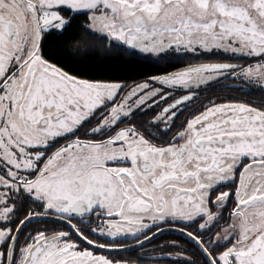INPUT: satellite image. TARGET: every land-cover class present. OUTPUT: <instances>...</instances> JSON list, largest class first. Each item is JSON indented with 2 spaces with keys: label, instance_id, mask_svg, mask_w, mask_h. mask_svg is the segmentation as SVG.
<instances>
[{
  "label": "snow or ice",
  "instance_id": "snow-or-ice-1",
  "mask_svg": "<svg viewBox=\"0 0 264 264\" xmlns=\"http://www.w3.org/2000/svg\"><path fill=\"white\" fill-rule=\"evenodd\" d=\"M0 264H264V0H0Z\"/></svg>",
  "mask_w": 264,
  "mask_h": 264
},
{
  "label": "trees",
  "instance_id": "trees-1",
  "mask_svg": "<svg viewBox=\"0 0 264 264\" xmlns=\"http://www.w3.org/2000/svg\"><path fill=\"white\" fill-rule=\"evenodd\" d=\"M93 63H100L104 67L120 66L121 65V61H119V60H103V61H101L99 58H97L95 61H93ZM133 66L138 67L145 74H154L157 71V67L153 66L151 64H142V65H133ZM160 67H163V65H161ZM126 78L128 79L129 83H131L133 80L139 81V79H141L140 76H137L135 74H129L128 77H126ZM241 95L255 99L256 97H258L260 95V92L256 86H252V87L248 88L247 90H244V92H242Z\"/></svg>",
  "mask_w": 264,
  "mask_h": 264
},
{
  "label": "flooded vegetation",
  "instance_id": "flooded-vegetation-1",
  "mask_svg": "<svg viewBox=\"0 0 264 264\" xmlns=\"http://www.w3.org/2000/svg\"><path fill=\"white\" fill-rule=\"evenodd\" d=\"M244 89H245V86H243V85H241L240 91L230 90V88H228V87L216 86L213 89V91L216 93V95L221 96V97L235 96V97H240V98H245V99H253V98L245 97V96L241 95V93L244 92ZM205 94H207V93H205ZM229 206H231V205H229ZM227 211L228 210L225 209V216H227ZM171 239H176V237L171 236V235H164V236H161L160 239L154 241L153 244H160L164 240H171Z\"/></svg>",
  "mask_w": 264,
  "mask_h": 264
}]
</instances>
